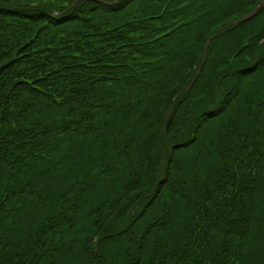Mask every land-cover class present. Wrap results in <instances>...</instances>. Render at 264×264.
Instances as JSON below:
<instances>
[{
  "label": "trees",
  "instance_id": "16d2710c",
  "mask_svg": "<svg viewBox=\"0 0 264 264\" xmlns=\"http://www.w3.org/2000/svg\"><path fill=\"white\" fill-rule=\"evenodd\" d=\"M0 264H264V0H0Z\"/></svg>",
  "mask_w": 264,
  "mask_h": 264
},
{
  "label": "rangeland",
  "instance_id": "374dc122",
  "mask_svg": "<svg viewBox=\"0 0 264 264\" xmlns=\"http://www.w3.org/2000/svg\"><path fill=\"white\" fill-rule=\"evenodd\" d=\"M260 8V7H259ZM256 12V11H255ZM255 12L254 13H252L250 16H248V18H251V17H253L254 16V14H255Z\"/></svg>",
  "mask_w": 264,
  "mask_h": 264
}]
</instances>
